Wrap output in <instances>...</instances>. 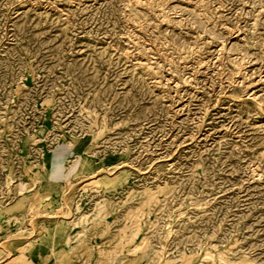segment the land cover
I'll return each instance as SVG.
<instances>
[{
    "label": "rangeland",
    "instance_id": "obj_1",
    "mask_svg": "<svg viewBox=\"0 0 264 264\" xmlns=\"http://www.w3.org/2000/svg\"><path fill=\"white\" fill-rule=\"evenodd\" d=\"M0 264H264V0H0Z\"/></svg>",
    "mask_w": 264,
    "mask_h": 264
}]
</instances>
